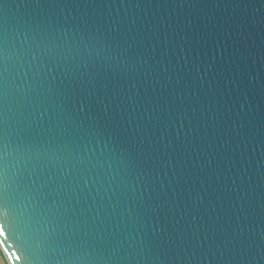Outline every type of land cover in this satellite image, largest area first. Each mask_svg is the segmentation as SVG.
<instances>
[{
	"label": "water",
	"instance_id": "95a60500",
	"mask_svg": "<svg viewBox=\"0 0 264 264\" xmlns=\"http://www.w3.org/2000/svg\"><path fill=\"white\" fill-rule=\"evenodd\" d=\"M7 13L10 30L6 45H0V67H7L10 102L0 200H6L13 236L24 241L31 264L88 261H69L71 253L62 244L63 226L38 215L33 186L50 174L70 171L71 165L49 161L21 144V129L28 121L38 122L39 113L18 103L16 90L31 86L41 61L47 63L50 57L72 66L77 78L93 71L103 76L104 67L111 78L119 61L86 68L79 60L82 50L76 53L60 45L90 35L104 38L97 29L113 23L128 33L141 66L124 85L122 96L108 97L110 107L121 104L123 119L134 127L146 108L152 111L140 99L146 93H163L170 99L166 127L154 135L141 131L137 139L158 141L162 131L165 144L171 140L175 146L177 136L188 143L179 156L173 151L152 153L135 173H127L128 190L135 188L139 196L145 187L155 188L153 207L170 206L169 223L175 213L189 239L172 247L167 256L150 249L145 233L152 229L127 223L135 204L119 199L120 179L126 173L111 162L103 171L86 172L89 187L83 189L81 184L77 194L80 207L100 213L103 224L94 226L93 232L118 230L120 243L112 250L129 256L125 264H264V0H40L38 4L7 0ZM53 37L55 47L50 43ZM129 96L136 101L131 106ZM58 105L54 100L49 110ZM209 116L215 121L210 122ZM89 147L102 150L95 142ZM185 202L195 208V228L206 226L194 238L189 231L191 216L180 219ZM109 204L115 206V215ZM161 211L157 208L154 215ZM15 251L8 250L9 255ZM85 253L94 255L91 249L76 254Z\"/></svg>",
	"mask_w": 264,
	"mask_h": 264
},
{
	"label": "snow or ice",
	"instance_id": "6c2138e0",
	"mask_svg": "<svg viewBox=\"0 0 264 264\" xmlns=\"http://www.w3.org/2000/svg\"><path fill=\"white\" fill-rule=\"evenodd\" d=\"M32 2L38 4L40 0H32ZM9 30L7 0H0V45H6ZM97 32H102L104 38L99 35L73 38L71 42L64 40L60 46L67 47L69 51L74 50L76 53L82 50L79 60L86 68L89 65L93 68L97 65L111 66L113 62L119 61L118 72H114L111 78L106 67L103 76L93 71L81 74L77 78L72 76V66L67 63L61 64L57 58L50 57L47 63L41 61L31 86L16 90L18 103L33 113H39L38 122L28 121L21 129V144L26 150L36 149L38 156H43L49 161H62L66 166L69 163L71 165L70 171H61L58 176L50 174L43 183L33 186L38 196V215L45 222L51 218L52 221L63 226L62 244L65 250L71 253L67 258L69 261L87 260L88 264H125L129 256L127 254L119 256L112 250L120 243L117 239L119 231L101 233L97 229L93 232L94 226L98 223L103 224L100 213L96 212L93 215L90 208L80 207L81 202L77 196L82 191L81 184L83 189L89 187L91 177H86V172L103 171L105 164L110 168L111 163H117L126 173L120 179L119 186L122 190L119 199L124 201L131 199L135 204V207L128 211L127 223L151 228L150 233H145L147 246L167 256L172 247H180L189 239V235L180 228L175 213L172 222L169 223L167 213L172 211L170 206L163 210L164 205H157L162 211L160 215H154L157 211L152 204L153 197L157 195L155 188L145 187L144 192L139 196L135 188L129 192L127 173H135L154 152L173 151L178 156L182 155L183 150L188 146L187 138L181 141L177 136L175 146L171 140L167 144L164 143L162 131L158 141L149 140L145 143L144 140L137 139L141 131L154 135L157 130L166 127L165 121L171 115L166 111L170 99L163 93L157 95L153 92L150 96L146 93L140 102L149 105L151 113L146 108L145 114L139 118L134 127L130 120L126 122L122 115L125 111L124 107L121 104L110 107L111 101L108 97L116 98L118 95H123L124 85L137 74V69L141 66V58L138 55L133 56L135 49L128 42V33L122 31L116 23L106 29H97ZM50 43L55 47L54 37ZM2 56L3 53L0 51V58ZM124 56L128 59H122ZM73 63L77 61L74 60ZM137 97L139 98V93ZM54 100L59 101V105L52 106L53 110L50 111L49 105ZM128 100L129 106L136 103L131 96ZM9 102L7 67L4 65L0 67V162L6 161L7 158ZM157 112L161 115L157 116ZM209 121L214 122L215 117L209 116ZM93 142L97 149L102 145V150L99 152L91 150L89 146ZM208 163L210 166L211 161ZM200 171H203V168H200ZM2 172L3 168L0 167V173ZM147 175L145 170L144 176ZM99 178L97 175V179ZM108 179L114 178L108 177ZM147 183L146 179L145 184ZM109 211L115 215V206L109 204ZM194 212V206L185 202L180 216V219H184L185 215L191 216L189 231L192 238L206 227L201 225L200 228H195L197 216ZM161 216L164 217L163 225ZM8 217L6 200H0V264H13L14 260L31 264L29 251L24 241L18 236H13ZM6 231L8 235H5ZM13 248L16 251L10 256L8 250ZM81 249H91L94 255L89 256L87 253L77 255L76 253Z\"/></svg>",
	"mask_w": 264,
	"mask_h": 264
}]
</instances>
